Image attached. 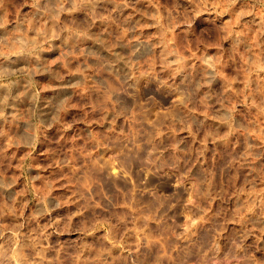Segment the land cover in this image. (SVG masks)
Returning <instances> with one entry per match:
<instances>
[{"label": "rangeland", "instance_id": "374dc122", "mask_svg": "<svg viewBox=\"0 0 264 264\" xmlns=\"http://www.w3.org/2000/svg\"><path fill=\"white\" fill-rule=\"evenodd\" d=\"M0 25V264H264V0Z\"/></svg>", "mask_w": 264, "mask_h": 264}, {"label": "bare ground", "instance_id": "6f19581e", "mask_svg": "<svg viewBox=\"0 0 264 264\" xmlns=\"http://www.w3.org/2000/svg\"><path fill=\"white\" fill-rule=\"evenodd\" d=\"M0 29H1V28H0ZM1 30H3V28H2ZM4 30H5V28H4ZM5 31H7V30H5ZM3 32H4V31H3ZM3 32H2V33H3ZM6 33H7V32H6ZM6 33H5V34H6ZM166 47H167V46H166ZM169 49H170V47H169ZM163 51H164V50H163ZM166 51H167V50H166ZM171 51H172V50H171ZM171 51H170V52H171ZM170 57H171V56H170ZM208 62H209V61H208ZM203 63H204V62H203ZM207 64H208V63H207ZM203 67H204V66H203ZM205 68H206V66H205ZM209 68H210V67H209ZM209 70H210V69H209Z\"/></svg>", "mask_w": 264, "mask_h": 264}, {"label": "clouds", "instance_id": "9594fccd", "mask_svg": "<svg viewBox=\"0 0 264 264\" xmlns=\"http://www.w3.org/2000/svg\"><path fill=\"white\" fill-rule=\"evenodd\" d=\"M3 5V0H0V6ZM3 25H0V27H2Z\"/></svg>", "mask_w": 264, "mask_h": 264}]
</instances>
